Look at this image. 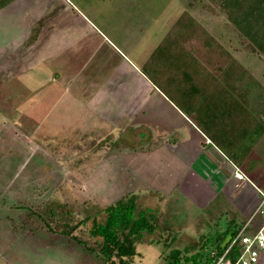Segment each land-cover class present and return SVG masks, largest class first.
Returning a JSON list of instances; mask_svg holds the SVG:
<instances>
[{"label":"rangeland","instance_id":"obj_1","mask_svg":"<svg viewBox=\"0 0 264 264\" xmlns=\"http://www.w3.org/2000/svg\"><path fill=\"white\" fill-rule=\"evenodd\" d=\"M49 1L57 6L66 3L64 12H71L74 6L73 12L83 11L92 16L96 26L121 47L125 46L118 38L127 35L136 38L135 30H142L139 37L143 33L144 36L135 52H144L145 55L149 36L156 34L173 14L184 10L191 1L198 7L207 2ZM42 2L45 0H30L24 6L22 3L11 4L3 13H9L10 17L24 13L27 17L20 21L3 22L7 27L0 30V264H101V260L88 248L97 246L96 238L89 233L93 219L102 221L105 207L130 193L138 194L139 209L151 208L157 214L156 231L145 232L142 241L137 244L139 255L135 259L136 264H164L166 255L174 247L192 251L193 245H201L207 237L213 242L224 229L242 227L247 218L239 215L242 212L241 199L249 198L244 205L251 204L254 197L260 198V193L256 195L251 185L256 181L237 168L239 164L230 166L221 164L218 159L214 164L209 159H206L207 162L203 158L196 159V164L190 167L196 177L191 173L186 175L187 165L181 163H185L188 152L183 145L176 157L168 159L170 171L167 166L166 170L162 169L159 153L173 144H166L161 149L159 145L154 146L150 152L126 150L136 145L143 147L142 144H106L101 138L105 136L104 129L110 127L109 123L97 118L96 110L88 111L83 107L71 109L70 99L63 101L59 107L57 105L48 117L49 128L53 125L57 134L53 131L51 135L42 133V67L18 68V60L13 61L8 53L14 44L20 43L15 54L31 61L36 59L42 47V36L32 33L20 42L22 36L15 39L14 35L19 32L29 35L35 31L32 28L36 18L42 15ZM218 17L220 42L256 78L250 90L251 105L254 113L261 115L264 112V59L244 49L237 29L224 14L218 13ZM37 29L36 34L41 31L39 26ZM157 37L152 38L153 41ZM132 43L135 45V42ZM218 54L216 57L222 63L230 60ZM206 55L214 56L211 52ZM30 81L34 83L27 84ZM159 92L152 91L147 100L146 120L152 124L160 118L159 115L163 116L160 119L164 122L172 119L174 125L181 123V128L176 127L175 132L179 130L178 135L186 137L190 127L186 128L177 118H167L169 114L165 112H170V108L159 97ZM193 119L201 130L206 131L201 122ZM83 120H92V125L85 127L88 134L84 132ZM121 122L127 126L126 129L130 128L127 119ZM82 136H86L85 139ZM177 136L168 134L169 143L179 139ZM130 137L135 139L134 135ZM191 145L189 154H196L194 149L198 150L197 146ZM203 146L207 149L204 152H215V147L222 151L214 143ZM221 147L226 152L228 146ZM245 159L244 166L240 164L242 167L262 172L257 185L264 190V133L251 146ZM215 168L221 170L219 177L214 176ZM180 172L191 180L181 181ZM226 177L222 182L221 179ZM50 211L54 212L53 216ZM86 216L89 219L73 231L77 239L64 233L65 228L70 229ZM48 222L50 225H47Z\"/></svg>","mask_w":264,"mask_h":264},{"label":"crops","instance_id":"obj_2","mask_svg":"<svg viewBox=\"0 0 264 264\" xmlns=\"http://www.w3.org/2000/svg\"><path fill=\"white\" fill-rule=\"evenodd\" d=\"M23 1L25 0H14L6 7L0 9L1 31L7 27L3 22L20 21L27 17L24 13H21L19 16L11 15V17L9 13H3L11 4L22 3L21 5L24 6V4L29 3L30 0H27L25 3H23ZM190 3L184 10H188L220 42V35L217 33L219 28H217L218 14H212L204 9V3L202 7H198V4L195 2L193 4ZM48 4L51 5L46 7ZM65 7L66 3L57 6L53 5L49 0H45L44 3L42 2V15L36 18L37 20L32 28L36 31L39 26L41 31L37 32V34L35 31H31L29 35H25V32H19L14 35L15 39L22 36L20 42H24L32 33H35L34 35L36 36H42V47L40 46L34 61L26 58L23 59L21 56L15 54L14 51L18 48L20 43L14 44L12 49L9 50V52L7 51L12 56L11 59L13 61H15V59L18 60H16L18 64H20L18 68L32 69L38 66H40V68L42 67V133L44 131L46 135H51V131H53L55 135L57 134V129L54 131L53 125L49 128L47 123L48 117L52 114L53 109H55L57 105L59 107L62 105L63 101L70 99L74 102V104H72V102L70 103L71 109L75 110L78 107H83L88 111L96 110V115H98L97 118L109 123L108 126L110 127H107L106 130L104 129L103 133H105V136L101 138L102 142H106V144L144 145L143 147L136 145L138 148L128 147L126 149L127 152L133 151V149H136L135 152H150L154 146L158 147L159 145V149H161V147H164L166 144H173L170 145V148L169 146L163 148V151L159 153L160 160L162 161L159 165L162 169L166 170L165 167L167 166L168 171H170L171 167L169 166L168 159L170 160L171 157H176V153L183 148V145L185 146L184 149L186 152H188V155L184 158L185 163H181L187 165L185 169L186 175L195 173L194 169L191 170L190 167L195 165L197 160L199 161L201 158H203L205 162H207L206 159H209V161H213V164L214 161L218 159L221 161V164L230 166L235 165L226 154L216 147L214 150L215 152H204L207 149L203 144H212V142L195 122L193 119L194 115L185 113L173 103V101L171 102L170 98H168V96L152 82L148 75L142 71V67L149 60L164 37L170 32V29L174 27L184 10L178 12L176 15L173 14L170 19L167 18L169 22H166L164 25L160 27L157 25L159 27L157 30L158 33L156 32L153 36H149L145 55L144 52H135L139 40L144 36L143 33V35L139 37V34L143 32L142 30H135L136 38L128 35L118 38L120 44L125 46L121 47L107 33L96 26L94 21H92V16L83 11L73 12V9L75 10L74 6L71 12H64L63 10ZM205 12H207V14H205ZM138 16L140 17L141 15ZM155 36L158 37L156 41H153L154 39L152 38ZM180 40L181 39L178 38L175 39L174 43L170 45L169 48H165L163 52H161L159 60L156 65L153 66L157 71L153 75L156 76L158 81L164 84H170L168 83L170 77L176 78V83L181 80L180 83L183 84L185 88H190L192 84V89L189 91L191 93L190 98L196 102L200 101L199 104H201L205 99V96H201V94L207 85H202V83H204L203 80L194 83L189 82V72L187 71V67H185V59L187 56L184 54L183 44L193 50L195 56L212 75L218 76L219 78L222 75L223 69L231 62V59L228 57L230 60H228L226 64L222 63L221 59L218 60L216 57L218 53L209 50L201 40L193 39L192 42L188 43H184L185 41ZM132 42H135V45H132ZM130 46L131 48L128 49L127 47ZM209 52L213 53L214 56H207L206 53ZM218 55L222 57V55ZM153 72H155L154 69L152 70V73ZM15 76L16 75H14V77ZM207 77L208 79L210 78V76L204 78ZM185 79H188V81ZM208 79L206 81H208ZM33 83V81L27 82L29 85ZM216 85L217 84L210 85L209 91L213 90ZM156 90L160 91L159 97H162L170 108V112H165L171 116L168 115L167 118H177L186 125V128L190 127L188 128L190 132L186 137L181 138L180 135H178L180 134L179 130L175 132L176 127L181 128V123L174 125L172 119L164 122L160 119L163 118V116L159 115L158 117L160 118L152 122V124L146 120V103L151 97V92ZM72 94L75 95L73 96ZM173 114L174 117L172 116ZM124 119H127L128 124L130 123L129 129H126L127 126L122 124L121 121ZM83 122V129H86L84 132L88 134V128L85 127L92 125V120L90 122L83 120ZM48 131L50 132L49 134ZM86 133H84V135ZM168 134L178 135L177 137H179V139H173L170 141L171 143H169ZM131 135H134V140L131 139ZM85 137L82 136L84 139ZM191 144L197 146L198 150L194 149V152L197 151L196 154H189L192 148ZM243 161L241 162V165L243 164L242 166L245 164ZM241 165H238L237 168L239 167L243 173L249 174V176L254 179L253 181H256V183L251 181L253 182L251 185L258 196L259 186L257 185V181H259L258 177L262 172L257 173L250 170L249 167L244 168ZM215 170L216 172H213L214 176L219 177L221 175V170L217 168H215ZM236 171L239 170L236 169ZM182 172H180L181 181H190L191 179L183 175ZM192 176L196 177L195 174ZM226 179L227 177L221 179V181L223 182ZM248 199L249 198L241 199L240 211L242 212H239V215L241 214L240 216L247 218V220L259 201L258 197H254V200H251V204L248 203L244 205L245 202H249L247 201ZM258 264H264V254L261 256Z\"/></svg>","mask_w":264,"mask_h":264},{"label":"trees","instance_id":"obj_3","mask_svg":"<svg viewBox=\"0 0 264 264\" xmlns=\"http://www.w3.org/2000/svg\"><path fill=\"white\" fill-rule=\"evenodd\" d=\"M12 1L14 0H0V9ZM206 1L203 8L212 14H224L227 21L237 29L244 49L264 59V0ZM193 3L192 1L190 4ZM177 38L185 41L184 43L192 42L193 39L201 40L212 52L231 59L219 78L212 75L193 50L183 44L184 54L187 56L185 67L189 72V82L203 80L202 85L208 86L201 94L205 96L201 104L200 101L196 102L190 98L192 84L190 88H185L180 83L181 80L176 83L177 79L174 77L168 79L170 84H164L153 75L157 72L153 66L159 60L161 52L169 48ZM153 69L155 72L152 73ZM142 71L181 110L194 115V118L204 125L207 132L202 130L211 142L219 146L235 164H241L249 154L251 146L263 135L264 112L257 115L251 105L250 90L256 83L254 74L188 10L181 13L173 29L152 53ZM203 76H210L211 79ZM214 84L217 85L209 91V86ZM221 145L228 146L227 150L224 149L226 152ZM50 212L53 216L54 212ZM104 212L105 218L102 221L94 218L89 229L90 235L97 240V246L88 247L89 250L101 260V264H136L135 259L139 255L137 244L142 241L145 232L153 233L157 229L156 212L151 208L139 209L136 193L125 195L107 205ZM88 219L89 216H86L70 229L65 228L64 233L77 239V236L73 235L74 229ZM263 223L264 219H258L252 230L256 231ZM240 229L241 227H228L217 234L213 242L212 238L207 237L201 245H193L192 251L174 247L166 255L164 264H213L216 256L225 250L228 239L235 236ZM239 249L241 245H238L235 251Z\"/></svg>","mask_w":264,"mask_h":264},{"label":"built area","instance_id":"obj_4","mask_svg":"<svg viewBox=\"0 0 264 264\" xmlns=\"http://www.w3.org/2000/svg\"><path fill=\"white\" fill-rule=\"evenodd\" d=\"M260 198L247 222L235 236L226 242L225 250L216 256L213 264H258L264 254V223L252 230L258 219H264V190L259 188ZM241 245L237 252L235 249Z\"/></svg>","mask_w":264,"mask_h":264}]
</instances>
